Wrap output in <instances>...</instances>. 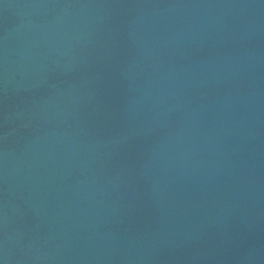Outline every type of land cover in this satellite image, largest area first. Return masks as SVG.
<instances>
[{
    "label": "water",
    "instance_id": "obj_1",
    "mask_svg": "<svg viewBox=\"0 0 264 264\" xmlns=\"http://www.w3.org/2000/svg\"><path fill=\"white\" fill-rule=\"evenodd\" d=\"M0 264H264V0H0Z\"/></svg>",
    "mask_w": 264,
    "mask_h": 264
}]
</instances>
